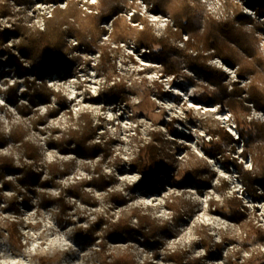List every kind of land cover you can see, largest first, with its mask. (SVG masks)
I'll return each mask as SVG.
<instances>
[{
	"label": "rangeland",
	"instance_id": "obj_1",
	"mask_svg": "<svg viewBox=\"0 0 264 264\" xmlns=\"http://www.w3.org/2000/svg\"><path fill=\"white\" fill-rule=\"evenodd\" d=\"M29 1L31 4H24L25 7H17L9 2L11 13L0 16V29L10 28L14 23L43 29L42 19L49 17L47 14L53 7L39 0ZM75 1L85 11L82 15H87L89 12L81 4L82 1ZM191 4L198 10L200 33L205 32L210 20L225 19L234 13L233 7L239 8L248 18L242 25L244 31L255 34L257 49L264 57V9L260 4L250 3L248 0H191ZM180 6L181 1H173V8ZM171 10L168 13L157 10L152 0H127L126 8L119 16L136 31L148 25L158 37L166 36L169 31L174 32V44L184 50L188 42H194V36L176 24ZM104 26L109 33L113 31L111 22ZM15 40L10 38L6 45L17 52ZM104 40L105 45L111 46L109 51L115 48L111 51L112 68L108 72L101 65L99 53L76 48L70 54L75 61L67 69L68 72L64 70L54 74L46 82L52 89L66 96L69 107L76 116L83 110L92 111L95 123L102 124L99 133L105 134L111 142V154L107 159L103 160L102 154L92 159L76 151L63 154L57 145L46 143L48 133L41 130L67 125V108L59 109L56 116L49 117L47 123L37 129L33 123L38 115L45 114L48 107L60 108L57 97H52L50 104L41 101L33 103L28 83L34 77L20 74L10 64L7 55L0 57L3 62L0 66V123L6 128L12 124L26 128L29 137L42 147L47 161L74 159L75 165L71 173L59 179L60 181L67 183L78 177L91 178L102 161L104 170L115 172V185L121 189L126 185L136 184L141 179L140 173L130 167V160L138 151L139 139L148 138L149 130H161L165 139H168V151L174 155L173 165L182 171L176 176L183 185H178L172 176L163 175L160 177L161 185L154 192L123 189L129 196L130 205L149 208L167 227L159 234L158 247L161 255L153 258V264H169L163 258V253L177 245L189 248L193 256H201V264H232V261L239 258L238 252L241 249L240 264H264V243L255 235H247L250 230L249 219L240 223L233 220L227 200L237 192L249 207L248 217L264 226V197L256 199L250 191L245 190L238 171L231 165L228 166L225 159L229 156L237 157L249 169L254 167L257 170L258 167L253 164L250 156H242L245 148L242 141L236 144L234 151L231 144L222 141L225 152L218 156L209 154L212 146L221 141L217 134L220 129L224 128L238 138L236 121L240 120L242 125L250 121L264 122V112L247 101L244 102L247 108L239 105L236 111L227 102H202L201 95L204 92L212 93L216 86L204 72L192 70L185 55H175L181 61L182 70L174 77L163 73V65L153 59L149 49H138L134 37L120 44H116L110 34L105 35ZM67 42L71 47L78 44L71 37L67 38ZM238 49L244 59L252 60V57L239 47ZM211 52L213 51H209ZM189 53L196 55L197 51L190 47ZM24 64H27L25 60ZM209 64L226 74L224 82L229 91L234 89L235 84L243 88L240 98L249 96L252 82H256L264 90V68L261 66L255 72L240 76L238 66H228L217 55L209 60ZM108 75L112 77L110 82L107 81ZM27 79L30 82L27 83ZM116 81L126 83L129 103L105 102V95L99 102L93 99L107 84L112 85ZM59 137L60 133H56L55 138ZM100 139L98 136L96 141ZM256 145L254 143L251 146L252 152L256 151ZM116 157L121 159L119 164ZM195 169H200L201 172H195ZM186 171L202 175L209 180L210 185L183 183ZM87 189L98 196L105 194L94 183ZM49 190L57 192L55 185H50ZM259 191L263 192V189L260 188ZM100 205L105 206L104 202H100ZM8 215L13 216L12 213ZM88 215L91 219L95 218L89 211L74 218L83 223ZM22 218V242L26 247L13 251L6 239L0 238V264H99L96 251L98 243L85 241L68 218L58 221L55 211L41 205L36 197L33 198L32 208L23 209ZM30 222L32 225H29ZM100 232L99 228L98 234ZM136 249L140 260L147 252H151L144 243L136 244ZM209 251L216 256H210Z\"/></svg>",
	"mask_w": 264,
	"mask_h": 264
},
{
	"label": "trees",
	"instance_id": "obj_2",
	"mask_svg": "<svg viewBox=\"0 0 264 264\" xmlns=\"http://www.w3.org/2000/svg\"><path fill=\"white\" fill-rule=\"evenodd\" d=\"M14 1L16 5H30L29 0H1L0 16L10 15L11 8L8 5ZM55 3L52 14L45 17L44 29L30 27L23 23H14L12 27L0 29V57L7 55L9 62L14 65L20 74L33 76L31 82L27 79L28 89L31 92V101L37 103H51L52 97H57L60 108L48 107L43 115H38L33 125L39 129L45 125L48 118L56 116L59 109L67 108V122L63 128L48 127L40 129L48 133L46 143L55 144L59 150L66 154L70 151L82 153L94 159L102 154L103 160L111 154L110 140L105 134H100L102 124L95 123V118L90 110H83L77 116L69 107L66 96L48 86L46 79L54 74H59L71 67L75 61L70 54L73 50L84 48L90 53H99L101 65L104 71L112 68L110 45H105L104 36L110 34L116 44L127 42L134 37L138 49L147 48L153 54V59L163 65V73L178 76L182 70L181 61L175 55H185L189 67L195 71L204 72L209 81L216 86V90L204 92L200 99L206 104L227 102L233 111L240 105L247 108L245 101L253 103L258 110L264 112V90L252 82L249 88V96L240 98L243 88L235 84L232 91L228 90L224 80L226 74L209 64L213 56H219L228 66H238V75L243 76L255 72L259 66L264 68V57L256 46L255 34L244 31L242 25L248 20L239 8H234V13L222 20H210L204 33L199 32L197 23V7L191 4V0H179L180 7H172L174 0H152L157 10L164 13L173 11L176 24L194 36V42L190 41L183 50L179 48L172 38L174 32L169 31L166 36L158 37L153 29L146 25L143 29H136L119 16L126 8L127 0H101L98 11L84 14V10L74 0H45ZM257 3L264 9V0H248ZM66 2L62 8L60 3ZM96 9V6L89 3ZM234 6V5H233ZM138 18V17H137ZM112 21L113 31L108 32L104 24ZM239 24V25H237ZM74 38L78 44L71 47L67 38ZM10 38L16 39L17 52L7 46ZM194 47L196 55L189 53V48ZM238 47L252 60L244 59ZM209 51H213L209 53ZM27 64H24V60ZM0 59V66L2 64ZM41 81V82H38ZM107 81H112L108 75ZM105 95V102H117L127 104L130 102L129 92L124 81L107 84L100 94L93 96L96 101H101ZM38 99V100H37ZM239 137L236 138L226 129H220L217 134L221 141L216 142L209 154L221 155L225 152L222 141L232 145V151L236 144L243 142L245 148L243 157L253 160L258 169L247 168L237 157L225 159L228 166L234 167L241 179L244 189L251 192L256 199L264 197V122L250 121L242 125L237 120ZM60 133L59 138H55ZM101 138L99 141L97 137ZM148 138L141 137L138 141L136 156L130 160V167L138 171L141 179L133 185H126L123 189L142 190L145 192L156 191L161 176H172L175 182L182 186L176 174L182 172L173 165L174 155L168 151V139H165L161 130H149ZM256 143V151L250 150ZM117 163L121 162L116 157ZM75 165L74 159H56L47 161L42 147L29 137V131L21 125L12 124L6 128L0 123V238H5L13 251L24 249L22 238L24 232L22 224L23 209L33 207V198L36 197L41 205L50 207L55 211L56 218L62 222L68 218L74 223L77 233L85 240L97 242L99 264H153V258L161 255L159 250V234L167 229L149 208L132 206L129 204V196L123 189L115 185L116 174L102 168V161L96 167L95 175L91 178L78 177L64 183L59 179L68 176ZM89 167V166H88ZM90 169V168H89ZM176 171V172H175ZM195 172H201L195 169ZM195 174V173H194ZM183 183H195L200 186H209V180L202 175H193L186 171L182 179ZM91 183L104 191L103 196H98L87 187ZM50 185H55L56 193L49 190ZM262 188L263 192L259 189ZM228 203L233 220L240 223L249 219L250 230L247 235L255 237L264 243V226L255 223L248 217L249 207L243 199L234 192L228 197ZM104 202L105 206L100 205ZM81 204V205H80ZM93 208V210H91ZM90 215L83 223L77 222L84 212ZM12 213L13 216L8 215ZM76 216L77 218H74ZM29 225H32L31 222ZM101 232L98 234V229ZM247 240V238H246ZM144 243L149 248L142 260L139 259L136 244ZM221 244L219 248L221 249ZM242 249L239 250V258L232 264H240ZM209 255L216 254L209 251ZM163 258L169 264H201V256H193L190 249L177 245L168 248L163 253Z\"/></svg>",
	"mask_w": 264,
	"mask_h": 264
},
{
	"label": "built area",
	"instance_id": "obj_3",
	"mask_svg": "<svg viewBox=\"0 0 264 264\" xmlns=\"http://www.w3.org/2000/svg\"><path fill=\"white\" fill-rule=\"evenodd\" d=\"M80 1H82L81 4H83V7H86V9L88 10L89 13H91V12H93V11H96V12L98 11V5H99V4H98V3H99L98 1H99V0H97V1H95V2H92L91 0H84V1H83V0H80ZM136 1H138V0H136ZM39 2H43L44 4L52 5L53 8H54L55 5H56L55 3H48L47 1H43V0H39ZM10 3H11V4H15L14 1H10ZM89 3L95 5V6H96V9H93L92 7H90V6H89ZM97 4H98V5H97ZM145 4H146V3H145ZM60 5L63 6V7H65V6H66V2H62V3H60ZM16 6H17V7H21V6H22V7H23V6L25 7L24 4H22V5H16ZM53 8H52V9H53ZM51 12H52V10L49 11L47 15L50 16V15H51ZM42 14L44 15V14H45V11H43ZM47 17H48V16H47ZM44 21H45V19H44V17H43V19H42L43 24H42V27H41V28H43V29H44V27H45V22H44ZM110 22H111V24H112V21H110ZM75 41H76V40H75Z\"/></svg>",
	"mask_w": 264,
	"mask_h": 264
}]
</instances>
